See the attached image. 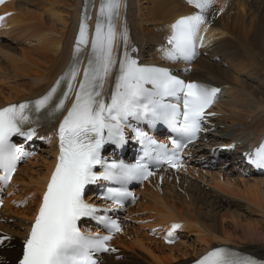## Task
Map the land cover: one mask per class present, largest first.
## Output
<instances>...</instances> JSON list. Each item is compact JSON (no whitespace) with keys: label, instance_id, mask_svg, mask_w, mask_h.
Masks as SVG:
<instances>
[{"label":"bare ground","instance_id":"bare-ground-1","mask_svg":"<svg viewBox=\"0 0 264 264\" xmlns=\"http://www.w3.org/2000/svg\"><path fill=\"white\" fill-rule=\"evenodd\" d=\"M3 10L15 14L8 19L10 29L0 33V106L45 95L66 71L85 5L82 0H12ZM189 10L179 0H130L126 17L115 20L116 31L126 27L130 44L136 48L133 54L139 52L144 59L153 56V44L165 22ZM204 15L212 44L206 54L195 57L190 71L187 65L183 67V74L189 80L224 85L225 95L217 103L223 116L216 122L225 126L208 134L206 143L199 141L191 147L193 162L185 171L173 175L162 170L160 182L155 176L135 188L140 198L126 208L131 221H125L124 234L115 239L122 257L107 256L105 264H186L221 244L264 257V226H259L264 223V173L245 169L239 155L243 145L219 149L231 141L255 142L264 133V0H212ZM126 50L118 36L114 58L119 61ZM115 76L113 70L111 78ZM66 105L70 107L71 102ZM215 156V170H205ZM52 162L51 153L42 148L22 163L13 178L18 185L16 197L41 189ZM33 203L30 199L27 206L14 207L5 201L0 228L12 241L25 235ZM254 216L259 219L244 221ZM141 220L144 223H138ZM169 222L183 223L181 235L189 241L163 246L162 239L151 236L156 226ZM19 250L18 244L3 248L0 254L14 261Z\"/></svg>","mask_w":264,"mask_h":264},{"label":"snow or ice","instance_id":"snow-or-ice-1","mask_svg":"<svg viewBox=\"0 0 264 264\" xmlns=\"http://www.w3.org/2000/svg\"><path fill=\"white\" fill-rule=\"evenodd\" d=\"M187 3L195 11L170 25L167 39L171 47L165 49L166 59L191 62L197 55V42L203 44L199 33L201 25L206 22L204 13L212 0H187ZM119 9L120 0H101L86 63L82 46L89 44V38L87 25L82 22L73 59L50 90L35 101L0 108V170L4 173L0 181L4 182L11 179L17 161L25 155L22 146L12 143L10 138L20 135L31 140L37 135L33 124H39L42 118L51 121L63 116L58 130V162L30 232L23 241V252L17 264H98L93 253L108 252L107 241L111 236L87 235L78 228L77 222L98 211L93 205L85 203L83 192L85 185L100 178L93 172V167L103 163L101 147L108 141H124L123 129L131 127L127 123L129 117L150 118L153 124L162 120L191 142L201 130L206 109L212 106L220 91L206 83L180 79L168 68L140 65L130 54L136 48L129 45L127 28L120 33L116 31L115 19ZM118 36L125 49L130 48L119 61L113 56ZM117 63L119 68L114 90L105 96V84L110 81ZM73 95L74 100H71ZM69 101L71 106L67 107L66 102ZM138 135L142 143L147 141L146 150L167 151L166 145L157 144L146 133L138 132ZM173 145L177 150L186 147V144L176 140H173ZM249 155L251 163L264 167V144ZM170 163L172 167H179L178 162ZM150 175L148 166L138 161L135 165L113 164L105 167L103 178L147 179ZM114 195L127 196L129 193L115 192ZM111 228L120 230L114 221ZM11 239L10 236L0 235V245ZM195 264H264V261L241 256L225 248H213Z\"/></svg>","mask_w":264,"mask_h":264},{"label":"rangeland","instance_id":"rangeland-1","mask_svg":"<svg viewBox=\"0 0 264 264\" xmlns=\"http://www.w3.org/2000/svg\"><path fill=\"white\" fill-rule=\"evenodd\" d=\"M204 169L207 170V171L212 172V171L215 170V167H214V166H213V167H209V166L206 167V166H204ZM222 171H223V170H221V173L224 172V171H223V172H222ZM232 172H234L235 175L232 174V173L229 172V171H225V174L238 176V175H237V174H238L237 171L234 170V171H232ZM232 207H235V206H231V207H229V208H232ZM243 216H245V214H244ZM245 217H248V215L245 216ZM245 217H244V218H245ZM252 219H254V220H255V219H259V217H258V216L255 217V216H254V217H250V219H249V218H245L244 221H245V222H248V220H249L250 222H253ZM135 223H137V222H135ZM139 223H144V221L142 220V221H140ZM259 226H262V227H263V226H264V223H263V224H260ZM181 234H182V232L178 233L176 236L173 237V239H175V241H177V240H184V239H186V240L189 241L188 238H185V237L182 236ZM155 238H157V237L155 236ZM192 238H194V236H192ZM177 243H178V242H177ZM173 244H174V243H173ZM173 244H164L163 246H169V245L174 246L176 243H175L174 245H173ZM160 245H161V244H160Z\"/></svg>","mask_w":264,"mask_h":264}]
</instances>
